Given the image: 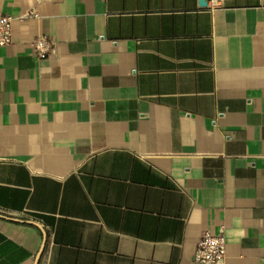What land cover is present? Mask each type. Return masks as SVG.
I'll return each mask as SVG.
<instances>
[{
	"label": "crops",
	"instance_id": "obj_1",
	"mask_svg": "<svg viewBox=\"0 0 264 264\" xmlns=\"http://www.w3.org/2000/svg\"><path fill=\"white\" fill-rule=\"evenodd\" d=\"M206 2L0 0V264H264V0Z\"/></svg>",
	"mask_w": 264,
	"mask_h": 264
},
{
	"label": "built area",
	"instance_id": "obj_2",
	"mask_svg": "<svg viewBox=\"0 0 264 264\" xmlns=\"http://www.w3.org/2000/svg\"><path fill=\"white\" fill-rule=\"evenodd\" d=\"M35 16L36 14H31ZM12 21L10 15H0V47L11 42ZM52 44L46 37H38L34 48L39 58H46ZM226 257V237L223 232L211 233L205 231L198 238L193 254V260L198 264H224Z\"/></svg>",
	"mask_w": 264,
	"mask_h": 264
},
{
	"label": "water",
	"instance_id": "obj_3",
	"mask_svg": "<svg viewBox=\"0 0 264 264\" xmlns=\"http://www.w3.org/2000/svg\"><path fill=\"white\" fill-rule=\"evenodd\" d=\"M206 0H199V5H201V6H204V5H206ZM0 216L1 217H4L3 215H1L0 214ZM43 246H44V243H43V245H42V248H41V250H40V252L38 253V256H37V261H38V259H39V257H40V255H41V253H42V249H43Z\"/></svg>",
	"mask_w": 264,
	"mask_h": 264
}]
</instances>
